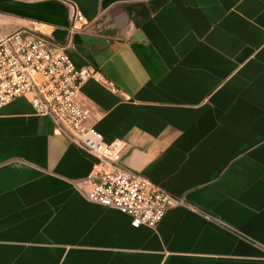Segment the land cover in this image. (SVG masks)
I'll return each mask as SVG.
<instances>
[{
    "label": "crops",
    "instance_id": "0c3cea01",
    "mask_svg": "<svg viewBox=\"0 0 264 264\" xmlns=\"http://www.w3.org/2000/svg\"><path fill=\"white\" fill-rule=\"evenodd\" d=\"M152 1L0 0L2 32L69 42L76 68L112 84H83L87 126L185 202L155 229L90 203L94 160L16 98L0 109V264H264V0L147 16Z\"/></svg>",
    "mask_w": 264,
    "mask_h": 264
},
{
    "label": "built area",
    "instance_id": "2783aa9c",
    "mask_svg": "<svg viewBox=\"0 0 264 264\" xmlns=\"http://www.w3.org/2000/svg\"><path fill=\"white\" fill-rule=\"evenodd\" d=\"M73 21H84L76 9ZM68 47L69 42L54 50L41 35L0 30V109L16 98L29 97L35 114L52 122L54 135L65 137L94 160L89 176L80 183L86 199L122 212L134 229H155L170 209L185 202L121 166L125 143H105L101 133L87 126L91 109L81 93L83 84L88 80L112 84L92 67L76 68L65 53Z\"/></svg>",
    "mask_w": 264,
    "mask_h": 264
},
{
    "label": "trees",
    "instance_id": "16d2710c",
    "mask_svg": "<svg viewBox=\"0 0 264 264\" xmlns=\"http://www.w3.org/2000/svg\"><path fill=\"white\" fill-rule=\"evenodd\" d=\"M168 0H153L151 3H150V6H149V11H147V16L150 14V13H153L155 12L157 9H159L162 5H164Z\"/></svg>",
    "mask_w": 264,
    "mask_h": 264
}]
</instances>
